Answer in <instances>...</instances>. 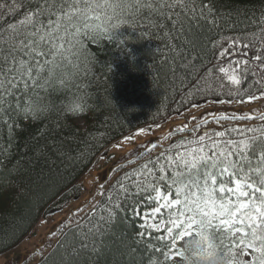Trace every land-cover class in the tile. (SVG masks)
Instances as JSON below:
<instances>
[{
  "label": "trees",
  "instance_id": "1",
  "mask_svg": "<svg viewBox=\"0 0 264 264\" xmlns=\"http://www.w3.org/2000/svg\"><path fill=\"white\" fill-rule=\"evenodd\" d=\"M41 2L32 0L15 14L5 9L0 26L18 25L29 7L34 9ZM172 3L141 0L138 9L128 8L106 20L107 34L95 39L81 21H74L80 24V35L72 47L64 36L55 41L57 46L63 44L56 53L46 40L42 50L47 55L39 57L43 69L35 86L28 80L27 88L15 68L19 61L34 65L36 58L19 50L9 54L8 44L0 43V81L4 82L0 86V256L77 200L83 191V176L114 142L139 129L161 125L208 100L243 101L264 93V60L254 58H264V0H184V7L163 6ZM41 19L46 25L48 17ZM121 20L125 22L119 29L111 28ZM239 60L248 61L247 76L242 85L234 86L229 76L239 75L235 66ZM221 67L227 71L221 73ZM32 75L37 76L35 68ZM237 90L240 95H235ZM85 91L90 97L87 110L77 116L65 115V100ZM35 97L50 101L55 110L46 118H33L25 109ZM262 127L264 122L198 132L128 167L117 166L116 177L81 222L57 226L60 238L38 264H171L175 255L171 242L144 231L138 211L151 207L156 187L173 199L177 185L195 191L192 182L199 179L203 187L204 161L199 173L178 163L186 153L191 159L192 149H202L197 155L205 157L207 166L223 159L221 152L231 151L228 159L238 162L244 172L248 167L247 161H241L242 153L255 167L259 150L249 154L241 142L253 135L248 129ZM234 178L221 177L228 186ZM220 238L217 233V242ZM225 243L231 244L232 239L226 238Z\"/></svg>",
  "mask_w": 264,
  "mask_h": 264
},
{
  "label": "snow or ice",
  "instance_id": "2",
  "mask_svg": "<svg viewBox=\"0 0 264 264\" xmlns=\"http://www.w3.org/2000/svg\"><path fill=\"white\" fill-rule=\"evenodd\" d=\"M32 0H0V20L3 19L5 9L7 14H15L20 7L31 5ZM141 0H60L59 3L54 0H42L33 9L28 8L25 13V19L21 20L18 25L8 24L7 28L0 26V43H7L9 54L15 51H25L26 54L36 58L34 65L25 61H19L15 71L19 73L20 79L24 81L25 88L28 87V80L35 81L43 69V65L39 62L41 55H47L42 50V45L47 40L51 44L52 49L56 53L63 48V44L57 46V39L63 40L64 36L69 37L68 43L72 47V41L80 35V24L73 23L81 21L83 28L90 34L91 38L95 39L96 35H105L108 29L105 28L106 20H111L113 16L122 13L124 10L132 7L137 9L141 7ZM166 7H184V0H173L172 4H165ZM151 7V5H147ZM119 10V12H118ZM111 13V15H109ZM47 16L48 21L45 25L41 17ZM55 19H52V17ZM97 21L98 23H93ZM125 21L121 20L116 24H112V29H119L120 24ZM69 28L74 31H69ZM29 29H32L31 31ZM63 31L64 35H60ZM76 43H79L77 40ZM243 47L247 48L248 45ZM3 49L0 48V53ZM257 61H262L260 55L254 57ZM6 59V58H5ZM50 63V61H46ZM247 60H239L235 62L236 71L239 75L229 76L232 85H242L244 78L247 76ZM33 68L37 70V76L32 75ZM2 71V68H0ZM12 71V69H9ZM211 72L212 69H209ZM221 73L227 70L223 67L219 69ZM15 79V77H13ZM12 83V80H8ZM0 81V86L3 85ZM15 87V85L13 84ZM235 95H240L239 90ZM264 95V93H261ZM255 96H249V100L256 99ZM221 103L224 101L221 100ZM198 106V105H196ZM25 111L31 112L30 107ZM221 118H226L227 114L221 113ZM236 119V116L232 117ZM241 119L243 117H240ZM264 119V116L261 117ZM244 131V130H241ZM252 132L251 138L244 142L245 151L249 154H255L259 150L260 158L256 166L253 167L248 155H241V161H247L248 171L244 172L243 167L238 162H233L228 159L233 153L221 152L219 154L223 159L213 160L210 166H207L205 157L198 156L197 153L202 149H192L191 159L186 157V153L180 158L178 163L181 166L189 169H196L199 173V168L202 166L201 161H204L206 170L203 174L204 185L200 186L199 179L192 182L196 190L192 191L191 186L177 185L176 198L169 199L168 196H160V189L156 187V199H163L164 203L160 207L154 209V213H159L161 208H177V212L169 217L166 231L172 236L171 244L175 248V256H180L182 253L179 248H176L177 241L184 237L192 235L202 236L205 241L211 236L214 240L217 250L221 248L225 255H230L227 264H264V127L260 129H248ZM260 135L257 136L256 133ZM217 136H222L223 133L217 132ZM200 141L204 140V136H200ZM229 144L234 143L228 141ZM224 164L220 168V164ZM210 169H219L216 174H213ZM225 174L231 179L234 187L228 186V182L221 179ZM242 174V175H241ZM176 183V180H173ZM219 184L217 188L216 185ZM251 190V191H249ZM219 193L220 195H218ZM183 196V199L180 197ZM231 197H235L233 200ZM118 207V205H117ZM183 209V210H180ZM188 213V215H186ZM114 213H110V219H114ZM164 223V221H161ZM155 227V225H153ZM217 233H221L219 242L216 240ZM223 234H227L225 237ZM237 234L238 242H237ZM231 238L232 243L226 244L225 239ZM251 249L253 255L250 261L238 259L240 253L247 254V250ZM239 250V251H237ZM166 259H170L166 253ZM155 264V262H153Z\"/></svg>",
  "mask_w": 264,
  "mask_h": 264
},
{
  "label": "rangeland",
  "instance_id": "3",
  "mask_svg": "<svg viewBox=\"0 0 264 264\" xmlns=\"http://www.w3.org/2000/svg\"><path fill=\"white\" fill-rule=\"evenodd\" d=\"M221 113L227 114V117L221 118ZM233 116L237 118L233 119ZM262 116H264V97L246 100L240 103L208 102L201 107H193L180 116L172 117L167 123L161 126L138 130L122 138L101 154L90 170L83 176L82 183L84 191L81 198L73 202L66 211L45 222L46 225L39 226V232L37 231L36 237L25 241L20 245V248L0 258V264H19L22 260L27 262V258H29L28 264L39 262L42 255L50 249L49 246L46 249L43 244L51 241L52 243L47 244L52 245L57 241V235L51 233V229L55 223H77L83 213L90 209L99 198L103 187L111 181L113 171L117 166H126L131 162H135L140 156H146L150 152L160 149L171 140L185 136L187 133L191 134L194 129L198 131L201 128L221 126L225 122L244 125L247 121L251 123L257 122ZM240 117L243 118L241 119ZM79 124L83 125V122H79ZM193 135H195L194 132ZM160 196L163 197L161 194ZM157 202V207H160L164 203L162 198L157 200ZM79 209H81L79 213L80 217L76 214ZM154 209L145 211L141 215V219L143 220V226L159 232L166 227V223H161L158 220V216L161 213H154ZM167 225L168 227L171 226L168 223ZM164 236L167 239H171V236L167 232ZM238 236L239 234H237ZM178 245L179 241H177L176 248ZM252 255L251 250H247L246 255L240 253L241 260L245 261H250ZM172 258L175 260L177 256L172 255Z\"/></svg>",
  "mask_w": 264,
  "mask_h": 264
},
{
  "label": "clouds",
  "instance_id": "4",
  "mask_svg": "<svg viewBox=\"0 0 264 264\" xmlns=\"http://www.w3.org/2000/svg\"><path fill=\"white\" fill-rule=\"evenodd\" d=\"M90 103L87 92L68 97L63 104V112L68 116H77L84 113ZM30 114L35 119H43L49 116L55 109L52 103L45 98L35 97L29 101ZM178 248L182 255L173 260L171 264H227L231 258L225 255L221 248L217 250L214 240L209 236L208 240L202 236L192 235L179 241Z\"/></svg>",
  "mask_w": 264,
  "mask_h": 264
}]
</instances>
